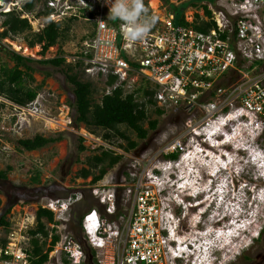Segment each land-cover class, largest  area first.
Segmentation results:
<instances>
[{
	"label": "built area",
	"instance_id": "obj_1",
	"mask_svg": "<svg viewBox=\"0 0 264 264\" xmlns=\"http://www.w3.org/2000/svg\"><path fill=\"white\" fill-rule=\"evenodd\" d=\"M20 1L0 0V16L11 11L22 12L20 17L31 22ZM185 1L189 0H144L156 22L143 40L134 43L124 39L119 21L108 18L109 6L104 0H45V6L51 10L47 17H42L46 23L77 19L85 14L89 17L93 28L81 41L75 60L80 61L87 73L104 76L106 81L110 75L116 76L114 85L106 84L109 89L105 93L117 85L126 88L124 93L131 92L144 81L153 90L155 105L164 111L185 114L184 124L188 129L200 126L209 130L224 125L232 131L235 129L234 135L240 133L238 128L252 126L258 129L255 137H261L264 134V0L201 3L199 14L188 9L182 17L186 23L174 24L170 5ZM203 6L209 15L204 13ZM204 23L210 25L205 30L194 27ZM129 80L137 86L129 89ZM35 99L19 105L0 96L1 102L13 105L23 123L28 122L25 114L41 118ZM227 134L226 138H230ZM179 141L176 136L143 162L135 158L140 167L124 177L127 182L123 185L130 197L124 212L118 211L117 197L107 193L100 198L102 208L92 207L82 214L84 245L73 235L60 236L56 229V218H66L82 193L74 191L65 197L47 198L40 206L53 213L55 223L48 230L46 246L53 233L59 235L48 251L47 260L54 259L55 264H87L91 255L94 264H199L187 257L179 260L181 245L176 242L175 234L184 229L180 217L171 212L166 185L157 176L159 164L155 165L160 157L166 159L164 166L176 158L179 160V155L175 159L167 157L177 154ZM96 189L100 193L105 191L104 186L98 185ZM27 211L29 215L25 214L24 220L14 222L8 217L11 227L4 236L5 244L0 245V264H28L29 232L35 228L36 219L29 207ZM181 233L185 237V231ZM34 237L40 242L44 240L39 233Z\"/></svg>",
	"mask_w": 264,
	"mask_h": 264
},
{
	"label": "rangeland",
	"instance_id": "obj_2",
	"mask_svg": "<svg viewBox=\"0 0 264 264\" xmlns=\"http://www.w3.org/2000/svg\"><path fill=\"white\" fill-rule=\"evenodd\" d=\"M27 1H20L22 7ZM34 1L33 9L27 14L31 20V31L37 32L46 23L45 18L36 15L39 10H43L45 0ZM212 1L189 0L177 6L178 10L182 8L183 12L192 9L194 14H199L202 11L200 4ZM23 11L25 12L24 9ZM4 14L0 16V32L3 30L1 22ZM92 28V22L86 14L73 20L66 39L61 41V51L67 63H78L74 67V72L80 80L92 83L93 99L99 102L102 94L109 89L105 77L87 73L80 61L75 60L81 41L91 33ZM15 44L19 48L17 46L16 48ZM0 45L8 49L5 52L0 48V63L8 67L14 64L7 56L12 50L25 57L40 59L54 57L58 49L57 45L51 46L41 56L40 45L27 46L25 34L1 38ZM37 67L38 70L33 72L34 80L29 83V86L37 87L35 106L41 118L36 119L30 114H25L23 116L28 122L23 123L13 105L10 104L11 101L0 108V171L5 172V177H0L2 201L0 213L6 204H13L12 211L7 217L17 222L24 220L25 214L29 215L27 211L29 206L36 210L37 206L45 204L47 198L66 196L67 194L62 192L63 189L68 190V193L80 191L82 197L72 204L66 218H56L58 220L56 229L60 236L73 235L84 245L81 225L78 223L79 216L81 217L89 208H102L100 198L102 194L107 193L117 197L118 211L124 212L130 199L123 185L127 182L124 177L140 167L135 158L143 162L150 153L158 152L177 136L180 139L177 152L180 159L176 158L164 166L163 162L166 159L160 157L155 163L156 166L159 164L158 171L161 170L160 173L157 171V176L164 182L168 191L171 212L175 217L181 218L177 211L178 206L198 203L205 204L208 213L200 229L202 233L185 232V237H182L181 231L175 234L176 242L181 245L182 256L179 260L187 257L195 262L198 261L199 264H247L242 258L245 251L250 250L254 254L264 249V134L259 138L255 137L258 129L252 126L238 128L237 131L240 133L234 135L232 132L235 129L232 131L230 127L224 125L209 130L201 129L200 126L188 129L184 124L185 114H174L166 110L157 116L153 106L147 103L148 117L158 120L156 128L149 130L145 139H139L132 129L125 125L117 126V129L124 132L130 140L137 142L134 149L126 150L123 147L126 141L115 131L96 127L88 128L83 123L76 124L72 107V86L65 80L59 68L50 65H37ZM129 84L131 85L129 89L137 86V83H132L130 80ZM124 90L127 91L126 88ZM51 122H54L52 126ZM143 126L146 127L147 123L144 122ZM37 133L43 136L61 135L62 138L34 151L21 149L17 145V139L31 138ZM105 133H109V139L103 137ZM226 133L231 137L226 138ZM78 137L82 138L81 143L86 147L84 151L78 150ZM241 146L243 149L240 148ZM105 148H110L112 152L122 155L121 160L96 183H91V176L79 177L80 170L87 168V161L91 156L106 150ZM230 161L236 162L238 167L234 169V172L238 169L240 174L233 175V172H226L223 169V165ZM92 171L96 174L98 168ZM36 172L39 173L38 183H34L32 179ZM98 185L105 187L104 193L96 189ZM94 190L98 193H94ZM43 221L49 230L51 223L45 219ZM237 226H241L237 237L231 238L228 246H224L221 250H217L215 246L210 247L218 240L213 236L214 232L218 234V231L223 230L230 233ZM5 234L0 228V238ZM199 234L202 235L199 236ZM260 237L261 240L255 243V240ZM204 256L206 263L201 261ZM190 260L188 263L191 262ZM43 264H55L54 259H49ZM87 264L94 263L88 261Z\"/></svg>",
	"mask_w": 264,
	"mask_h": 264
},
{
	"label": "trees",
	"instance_id": "obj_3",
	"mask_svg": "<svg viewBox=\"0 0 264 264\" xmlns=\"http://www.w3.org/2000/svg\"><path fill=\"white\" fill-rule=\"evenodd\" d=\"M34 0H28L23 5L25 11H30L34 7ZM180 6V4L178 5ZM177 5H170L171 10L174 12V24H185L182 8L178 10ZM204 13L209 15V10L203 6ZM50 8L43 3V10H39L37 16L47 17ZM19 12L11 11L4 14L1 22L3 30L0 32V39L8 35L25 34V42L27 46L33 47L40 45L39 53L41 56L51 46L57 45V53L51 58L34 59L25 57L13 50L7 56L14 63L12 67L0 63V96L19 105H25L35 98L37 95V87H30L29 83L34 80L33 72L38 70L37 65H50L59 68L64 75L65 80L72 86L71 92L73 96L72 107L74 109V121L76 124L83 123L88 128H101L108 131H115V133L126 141L123 146L126 150L134 149L137 142L130 140L124 132L119 131L117 126L125 125L132 129L139 139H145L149 130H154L158 123L157 118H149L146 110V104H150L154 108V113L157 116L163 114L164 109L157 107L152 99L153 90L144 81H140L138 86L131 92L124 93L122 86L117 85L109 93H103L100 101L95 102L93 99V86L90 81L80 80L74 67L77 64L67 63L61 51V41L67 37L70 23L75 20L74 18L67 19L63 22L49 21L37 32L31 31V24L27 18L19 16ZM210 25L208 23L195 24L196 29L205 30ZM48 75V74H46ZM45 76L43 77V80ZM116 76L110 75L106 81L107 85H114ZM5 106L4 102L0 101V108ZM146 122L147 126L144 127L143 123ZM105 139H109V133L103 135ZM62 138L58 136H43L40 133L35 134L31 138L17 139V145L24 150L32 151L37 150L48 143L59 141ZM78 150L84 151L86 147L82 145V138L78 137ZM176 153L170 154L167 157L175 159ZM122 155L112 152L111 150H103L98 154H94L87 161V168H82L78 174L79 177L86 178L91 176V183H96L100 180L108 170L121 160ZM98 168V172L93 173L92 169ZM0 177H5V172L0 171ZM34 183H38L39 173L36 172L32 178ZM62 192L68 195V190L63 189ZM66 195V196H67ZM88 195V194H87ZM65 197V196H64ZM2 201L0 199V208ZM13 204H6L0 213V228L6 233L11 227V222L7 215L11 211ZM29 211L34 212L36 219V226L30 230L31 240L30 248L27 252L28 264H43L47 261L48 251L57 242L59 235L54 234L47 245L48 228L45 225L44 219L49 223H55L53 220V213L42 206H37L33 210L29 206ZM80 216L78 223H80ZM55 229L52 228V231ZM36 233L44 237L42 242L37 237ZM5 237L0 238V245L5 244Z\"/></svg>",
	"mask_w": 264,
	"mask_h": 264
},
{
	"label": "clouds",
	"instance_id": "obj_4",
	"mask_svg": "<svg viewBox=\"0 0 264 264\" xmlns=\"http://www.w3.org/2000/svg\"><path fill=\"white\" fill-rule=\"evenodd\" d=\"M104 3L109 6L108 18L121 23L122 35L128 42L143 40L156 22L144 0H104Z\"/></svg>",
	"mask_w": 264,
	"mask_h": 264
},
{
	"label": "flooded vegetation",
	"instance_id": "obj_5",
	"mask_svg": "<svg viewBox=\"0 0 264 264\" xmlns=\"http://www.w3.org/2000/svg\"><path fill=\"white\" fill-rule=\"evenodd\" d=\"M240 148L243 149V146ZM232 154V153H231ZM238 155V153H236ZM235 161V160H234ZM239 161V159H238ZM230 163V164H229ZM229 163H225L223 165V169L226 172H233V175H238V169L237 172H234V169L238 166L236 165V162L233 163V161H230ZM229 165V167H228ZM236 171V170H235ZM236 173V174H235ZM240 174V173H239ZM206 179H209L206 177ZM200 203V202H199ZM177 211L179 215L181 216L180 224H182V228L189 234H196V233H202L200 229H202V226L205 222V218L207 213V207L205 204H183V206H178ZM197 217V218H196ZM192 219H194V222H192ZM199 230V231H197ZM203 233H206V231H203ZM202 234H199V236ZM261 240V237L255 240V243L259 242ZM254 243V244H255ZM252 249V248H251ZM243 260L247 262V264H264V249L259 250L258 252H255L254 254L251 253L250 250L245 251V253L242 255ZM232 264V263H230ZM235 264V263H233Z\"/></svg>",
	"mask_w": 264,
	"mask_h": 264
},
{
	"label": "bare ground",
	"instance_id": "obj_6",
	"mask_svg": "<svg viewBox=\"0 0 264 264\" xmlns=\"http://www.w3.org/2000/svg\"><path fill=\"white\" fill-rule=\"evenodd\" d=\"M17 45L15 44V47H16ZM18 48H19V46H17ZM16 47V48H17ZM57 123V122H56ZM54 124V122H51V126ZM222 127V126H221ZM215 132V131H214ZM213 132V133H214ZM218 134V133H217ZM221 135V134H220ZM239 138V137H238ZM238 138H235V139H238ZM234 146H236V145H234ZM198 149V148H197ZM196 149V150H197ZM200 149V148H199ZM240 149V148H239ZM238 149V150H239ZM194 153V152H193ZM200 153V152H199ZM192 156V155H191ZM193 156H194V154H193ZM214 156V155H213ZM227 156V155H226ZM222 157V156H221ZM212 160V159H211ZM217 160V159H216ZM210 172H212V171H210ZM202 173V172H201ZM210 174V173H209ZM190 181V180H189ZM189 183H191V182H189ZM182 184V183H181ZM180 184V185H181ZM184 185H185V183H184ZM189 185V184H188ZM191 185V184H190ZM181 186H183V185H181ZM192 186V185H191ZM190 186V187H191ZM184 187V186H183ZM189 187V188H190ZM221 189V188H220ZM193 190H194V188H193ZM197 190V189H196ZM235 225V224H234ZM236 225H237V223H236ZM239 227H241V226H237V227H235L234 228V230L232 231V232H228V233H226L225 231H223V230H221V231H218L219 233L218 234H216L214 231V234H213V236H215V238L216 239H218L217 240V243L216 244H211L210 245V247L211 246H215L216 247V249L217 250H221V249H223L224 248V246H228L229 245V243H230V240H231V238H236L237 236V233H238V230H239ZM243 229V228H242ZM217 232V231H216ZM205 234V233H204ZM207 234V233H206ZM209 236V235H208ZM228 241V242H227ZM219 242V243H218ZM220 247V248H219ZM227 249V248H226ZM232 251V250H231ZM228 252H230V251H228ZM201 261H203V262H205L206 263V261H205V256L203 257V260H201Z\"/></svg>",
	"mask_w": 264,
	"mask_h": 264
},
{
	"label": "water",
	"instance_id": "obj_7",
	"mask_svg": "<svg viewBox=\"0 0 264 264\" xmlns=\"http://www.w3.org/2000/svg\"><path fill=\"white\" fill-rule=\"evenodd\" d=\"M0 48H1L2 50H4L5 52L8 51V49L5 48L3 45H0ZM89 261H91V255H89Z\"/></svg>",
	"mask_w": 264,
	"mask_h": 264
},
{
	"label": "crops",
	"instance_id": "obj_8",
	"mask_svg": "<svg viewBox=\"0 0 264 264\" xmlns=\"http://www.w3.org/2000/svg\"><path fill=\"white\" fill-rule=\"evenodd\" d=\"M34 151V150H33Z\"/></svg>",
	"mask_w": 264,
	"mask_h": 264
}]
</instances>
